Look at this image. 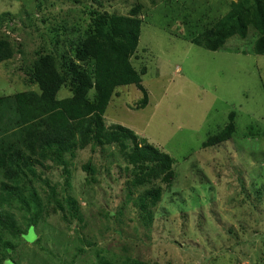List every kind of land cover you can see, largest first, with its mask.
<instances>
[{
  "label": "rangeland",
  "instance_id": "374dc122",
  "mask_svg": "<svg viewBox=\"0 0 264 264\" xmlns=\"http://www.w3.org/2000/svg\"><path fill=\"white\" fill-rule=\"evenodd\" d=\"M231 1L0 0V37L13 48L0 63V95L37 91L30 76L34 60L53 52L60 65L92 9L125 15L139 4L141 32L131 63L146 68L147 102L137 108L142 92L133 84L118 86L104 121L130 128L175 160L172 184L164 186L149 220L127 195L118 151L78 150L67 172L47 162L21 186L26 195L28 188L34 192L27 208L18 202L0 208L12 217L0 226V239L10 242L0 249V264H125L127 258L264 264V53L253 52L252 27L217 50L190 42ZM69 95L66 84L58 97ZM231 111V138L203 146ZM88 161L92 168L84 170ZM68 198L76 200L80 218L69 216ZM11 225L27 230L24 238L11 235Z\"/></svg>",
  "mask_w": 264,
  "mask_h": 264
},
{
  "label": "trees",
  "instance_id": "16d2710c",
  "mask_svg": "<svg viewBox=\"0 0 264 264\" xmlns=\"http://www.w3.org/2000/svg\"><path fill=\"white\" fill-rule=\"evenodd\" d=\"M139 9L136 4L125 15L92 9L87 28L71 43V55L63 56L60 65L53 52L39 53L34 60L30 76L37 91L0 95V208L13 202L23 203L27 208L29 198L32 202L35 198L34 192L28 188L26 195L21 186L24 183L26 187L27 180L46 167L47 162L67 172L78 150L89 146L92 151L96 148L102 151L108 147L111 152L121 153L125 162L127 195L134 198L148 220L152 218L164 186L169 187L175 177V160L130 128L121 124L107 126L104 121V112L118 86L133 84L142 92L137 108L147 102V92L141 83L146 68L137 70L131 63L141 32ZM249 27L257 34L253 52L263 54L264 0L231 1L228 11L190 42L217 50L233 35L245 37ZM12 56L11 42L0 37V63ZM66 84L70 85L71 95L58 97ZM234 117L231 111L226 124L210 135L203 146L229 140L236 128ZM82 168L92 167L88 161ZM66 203L69 216L80 218L76 200L68 198ZM10 218L2 209L0 226H7ZM34 224L35 220L28 228ZM9 230L11 235L22 237L27 232L17 225H11ZM9 244L8 240L0 239V249ZM9 260L12 261L6 262ZM125 264L145 263L127 258Z\"/></svg>",
  "mask_w": 264,
  "mask_h": 264
}]
</instances>
